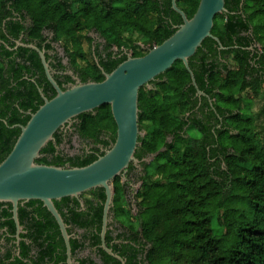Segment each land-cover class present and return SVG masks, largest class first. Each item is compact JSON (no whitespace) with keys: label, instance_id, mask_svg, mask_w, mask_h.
I'll use <instances>...</instances> for the list:
<instances>
[{"label":"trees","instance_id":"16d2710c","mask_svg":"<svg viewBox=\"0 0 264 264\" xmlns=\"http://www.w3.org/2000/svg\"><path fill=\"white\" fill-rule=\"evenodd\" d=\"M199 2L177 0L188 18ZM225 6L227 12L216 16L212 30L224 48L208 37L189 59L205 95L197 94L181 60L140 90V130L147 134L140 135L135 156L152 159L143 162L137 215H131L121 175L115 178L111 211L122 224L117 234L122 242L111 244L112 230L106 235L124 264H264V106L254 111L257 96L264 93V47L259 51L257 46L264 44V0H226ZM182 23L172 0H0V163L21 126L44 104L40 89L48 99L56 95L39 53L18 46V40L47 50L54 49L52 42L63 46L67 64L46 51L62 87L72 79L60 73L68 66L83 83L103 81L104 72L128 58L124 50L143 56ZM46 31L53 34L51 40ZM77 118V132L92 141L94 153L65 159L49 142L38 163L86 166L104 154L100 146L106 150L115 142L117 125L109 104ZM55 138L59 145L61 137L56 133ZM81 197L92 208V198L100 200L92 219L77 211L76 198L55 200V205L68 225L95 227L97 232L85 237L91 246L99 245L105 191L95 188ZM27 205H36L38 217L28 218L20 206V220L28 222L29 236L41 247L36 263L42 264L45 255L53 257L55 242L63 247L64 242L43 203ZM45 234L50 243L43 250ZM71 245L73 253L86 247L77 239ZM98 253L102 263L90 258L80 264H122L102 248Z\"/></svg>","mask_w":264,"mask_h":264},{"label":"water","instance_id":"95a60500","mask_svg":"<svg viewBox=\"0 0 264 264\" xmlns=\"http://www.w3.org/2000/svg\"><path fill=\"white\" fill-rule=\"evenodd\" d=\"M225 4L226 0H200L197 11L192 18H188L178 6L177 0H172V8L183 19V23L172 36L150 48L143 56L129 55L111 73L104 72L103 81H78L67 89H62L55 80L44 50L36 44L17 41L18 46L29 47L39 53L47 79L56 89V95L48 99L40 89L44 104L31 113L26 125L21 126V133L12 151L0 163V203H12L16 221L19 223V203L41 201L60 226L68 249L69 264H72L70 235L55 200L79 198L95 188H103L106 196L102 247L124 264V260L107 246L105 237L114 201L113 182L117 176H125L131 163L140 162L135 156L141 135L140 90L171 68L176 61L181 60L191 75L197 94L205 95L198 88L189 59L208 37L217 41L221 49L224 48L212 30L216 16L227 12ZM105 104L111 106L117 134L115 142L103 155L82 167H61L37 162L42 149L49 142L56 141L55 134L62 127L82 113L93 111Z\"/></svg>","mask_w":264,"mask_h":264},{"label":"flooded vegetation","instance_id":"af4514ba","mask_svg":"<svg viewBox=\"0 0 264 264\" xmlns=\"http://www.w3.org/2000/svg\"><path fill=\"white\" fill-rule=\"evenodd\" d=\"M45 34L49 37V40L52 39V35H53L52 33L46 31ZM18 41H21V40H18ZM52 46H54L53 50H47L45 48L42 50H44L45 52L47 51L49 55L52 57L58 54L59 56L63 58L62 59L63 62L67 64L68 61L63 51V46L60 43H56V42H52ZM115 51H118V50L115 48ZM124 52L128 53V56L132 55V51L124 50ZM52 72L54 76V73L58 71H55L52 68ZM60 73L69 74L72 78L70 81H66L65 83H62L61 88L63 89L70 88L72 85H74L78 81H81L78 74H75L73 70L70 68V66H68L65 71L60 72ZM53 89L56 92V89L54 87ZM48 94L52 96L54 93L51 91H48ZM78 123L79 121H78V118L76 117L71 122H69L64 127H62L57 132V134L61 137V143L58 145L57 140L53 142V144L57 148V152L58 153L60 152L61 155L65 159H68V157H72L74 155H80L82 157H86L88 154L94 153V150H93L94 144L92 143V141L90 139H85L77 132ZM74 137H77L79 140H81V142L83 141L81 146L75 145V143L73 142L75 140ZM66 145H70L72 149H68V150L65 149ZM103 150L105 151L104 146L103 147L100 146V152ZM143 162H150V161H146V158H143L141 159L139 164L131 163L133 164V168H130V165H131L130 164L128 169L126 170V173L124 174L125 176L121 174L122 183L126 185V197L128 198V201L130 202V208H132V210H136L135 215H137V200L135 199V196L137 195L143 183V181L139 178L143 174V169H144ZM65 164H66L65 166L67 167L69 166V162H66ZM140 183L141 185L137 187V184H140ZM76 199L79 201V205L75 207L77 211L85 212L84 216L92 219L96 213V206L100 203L99 202L100 200L98 198L93 197L92 200L94 202V208H92L90 205L88 206L86 204V201L83 197L80 196L79 198H76ZM28 202L29 201L19 203L18 213H17L19 223H17L16 221V218H15L16 215H15L14 206L12 205V203H4V204L0 203V264H38L36 263V260L42 255L40 253L41 247L36 245L32 237L29 236V228H27L28 222L21 223V220H20V216H21L20 206L27 209L28 218L33 219L35 217H38V214L35 212L36 205H33V206L27 205ZM101 203L103 204V214H104L105 202H101ZM68 209L65 207L63 208V211L68 212ZM58 211L62 215V212L59 209ZM109 218L110 220L107 223V231L112 230L113 236H114V239L112 240L111 244L120 243L122 242V239L117 238V234L122 231L121 230L122 224L119 223L116 220V218H114V214L112 211L110 212ZM56 224L58 225V229H57L58 232L60 231L59 233L60 236L58 239H63L64 247H63L62 241H60V245H59L57 242H55L57 239L54 240L55 244L52 246L53 247V257L50 258L49 255H45L43 257L42 264H69L68 249H67L64 237L62 235V231L57 221H56ZM65 224L67 226V230L70 235L72 264H80L81 260L90 259V258L98 261L99 263H102V258L100 257L98 253L99 249L101 248L103 249L102 238H101V243L99 245L91 246L90 245L91 240L85 237V235L87 236L89 235L91 237L93 233L97 232V229L95 227H90L88 230H84V229H79L78 227L71 225V224L68 225L66 222ZM103 224H104V221L102 220V228H101V232L99 233L100 237L103 231ZM69 229H71V231H69ZM48 232L53 233V230H50ZM43 237H44V243H43L44 249L43 250H46L48 249L50 242L47 241L46 234ZM71 239H77L79 240V242L85 243L86 247H83L81 250H78L75 253H73ZM105 241H106V237H105ZM124 263H125V260H124Z\"/></svg>","mask_w":264,"mask_h":264},{"label":"rangeland","instance_id":"374dc122","mask_svg":"<svg viewBox=\"0 0 264 264\" xmlns=\"http://www.w3.org/2000/svg\"><path fill=\"white\" fill-rule=\"evenodd\" d=\"M133 38L135 40H139L140 39L139 35H134ZM138 43H140V42H138ZM257 46H258L259 51H262V49L264 47V44H257ZM129 51H132V50L130 49ZM263 106H264V93H262L261 95L257 96L254 111L255 112H259ZM261 117H262V119H260V123L264 124V115H261ZM146 134H147L146 130L141 131V136L144 137ZM262 138L264 140V136ZM74 139L75 140L73 142L75 143L76 146H81L82 145L83 141L81 142V140H79L77 137H74ZM65 149L68 150V149H72V148L70 147V145H66ZM151 159H152V156H149V157L146 158V161H151ZM139 185H141V183L137 184V187H139ZM130 212H131L132 216H135L136 210H130ZM214 227H215V225H214Z\"/></svg>","mask_w":264,"mask_h":264}]
</instances>
